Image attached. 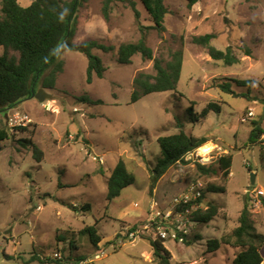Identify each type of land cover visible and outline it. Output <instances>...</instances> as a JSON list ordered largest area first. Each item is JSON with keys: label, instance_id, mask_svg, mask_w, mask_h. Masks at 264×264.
Returning <instances> with one entry per match:
<instances>
[{"label": "rangeland", "instance_id": "obj_1", "mask_svg": "<svg viewBox=\"0 0 264 264\" xmlns=\"http://www.w3.org/2000/svg\"><path fill=\"white\" fill-rule=\"evenodd\" d=\"M104 1L82 2L73 45L96 40L113 47L107 53L94 50L107 68L105 77L88 84L86 55L65 46L64 71L55 89L46 90L52 98L43 103L32 98L5 115L0 112V124L14 135L0 150V264H57L60 259L76 264L94 259L98 250L81 232L95 224L102 238L100 248L107 254L96 264H157L149 239L122 244L120 234L128 226L145 225L155 193L151 170L160 157L158 139L179 131L176 118L186 133L206 137L210 146L216 144L219 159L233 155L234 161L228 179L220 171L200 175L196 167L185 164L165 174L166 189L155 193L164 205L192 183L200 182L203 192L209 185L226 187L225 193L206 195L202 209L212 205L218 214L209 224L192 228L191 245L168 241L165 247L172 264H233L240 249L223 246L210 253L208 242L231 235L245 202L256 229L264 234V161L259 145L248 147L251 122L264 115V0H202L193 8L185 0H165L169 13L162 33L150 28L154 24L141 0H133L139 20L130 5L114 2L109 21L103 15ZM18 2L28 7L34 0ZM1 6L2 0L0 13ZM206 34L215 36L216 48H232L240 64L225 66L193 44L194 37ZM142 37L155 59L168 62L172 51L183 50L184 63L176 92L155 93L132 103L135 77L155 74L154 60L136 55L132 64L122 65L118 51L122 44L137 43ZM244 47L252 50L251 57ZM234 79L254 81L250 95L256 101L216 88L218 83H232L236 93H247L248 88L237 86ZM38 88L43 89L41 84ZM84 97L100 103L83 101ZM211 102L219 103L222 113L192 123L189 110L199 115ZM16 116L31 122L10 125L9 119ZM20 139H32L44 152L43 161L38 162L31 148L21 146ZM120 159L137 180L110 203L108 180ZM258 200L262 204L256 205ZM136 212L142 216H131Z\"/></svg>", "mask_w": 264, "mask_h": 264}, {"label": "trees", "instance_id": "obj_2", "mask_svg": "<svg viewBox=\"0 0 264 264\" xmlns=\"http://www.w3.org/2000/svg\"><path fill=\"white\" fill-rule=\"evenodd\" d=\"M84 1L86 0H73L71 2L34 0L31 5L24 7L19 4L18 0H2L0 13V48L3 49V54L0 56L1 113L5 115L7 110L32 99L40 84L45 90L55 89L58 77L64 71V61L61 60V54L65 46L73 45L77 30V14ZM185 1L189 8H193L202 0ZM114 2L127 3L133 9L136 19H140V12L133 0H105L103 15L106 20H110ZM141 2L154 24L150 28L160 33L164 32L166 30L165 17L169 13L165 0H141ZM214 38L213 34H206L194 37L192 42L205 48L214 61H220L225 66L240 64V59L232 48L220 50L213 46L212 41ZM78 47L88 59L87 83L92 84L95 77L103 79L107 68L102 58L94 54V50H102L107 53L114 48L101 44L96 40L85 41ZM244 53L248 57L252 56V50L248 47H244ZM136 55H141L145 60H154L155 74L139 73L135 77L132 103L147 95L177 91L184 63L183 50L172 51L168 62L155 59L153 49L146 44L145 37H142L137 43H125L120 46L118 62L122 65H130ZM47 72L49 73L47 74ZM232 82L239 87L248 88V92L245 94L236 93L233 90L232 83H218L216 88L222 93L246 98L249 102L256 101L250 95V87L254 81L234 79ZM82 100L94 104L100 103V101H93L89 97H84ZM211 113L221 114L222 106L219 103L211 102L199 115L194 113L193 108H191L189 119L192 123H199ZM176 120L179 131L158 139L161 152L156 165L151 170L153 190L159 180L172 167L179 162L186 163L184 161L185 155L208 142L206 137H196L193 134L186 133L184 124L179 119L176 118ZM263 125L264 115L251 122L248 147L259 145L260 157L264 161ZM19 130L26 131L25 127H20ZM12 138H14V135L9 128L0 124V150L4 143ZM18 143L23 147L31 148L38 162L43 161L44 152L32 139H20ZM233 161V155H224L216 162L217 165L215 166L205 167L197 164L196 168L200 175L213 176L220 171L228 179L232 174ZM136 180V176L130 172L127 163L120 159L108 180V201L110 203L115 202L126 188L136 183ZM225 192L226 187L209 185L206 191L202 193L198 203L203 205L208 193ZM72 208L74 209V207ZM85 208L89 210L90 206L87 205ZM217 214V207L211 205L206 210L200 209L194 212L193 216L196 225H206L213 221ZM238 223V227L234 229L231 235L224 236L220 240L209 241V252L214 253L223 246H229L240 249L233 264H263L264 234L259 233L256 229L248 202L244 204ZM81 234L89 237L98 252L102 250L100 248L102 238L99 235L98 224L88 226ZM196 239L201 240L202 238L196 236ZM149 241L157 264H172V255L165 247L166 241H152L150 239ZM191 243L188 238L186 244L191 245ZM5 257L11 259L8 255H5ZM34 260L40 259L35 258ZM55 262L63 264L62 259Z\"/></svg>", "mask_w": 264, "mask_h": 264}, {"label": "built area", "instance_id": "obj_3", "mask_svg": "<svg viewBox=\"0 0 264 264\" xmlns=\"http://www.w3.org/2000/svg\"><path fill=\"white\" fill-rule=\"evenodd\" d=\"M26 120L31 122L27 117L21 119L16 116L9 119V124L20 125ZM216 148V144L210 146L206 143L185 155L186 163L179 162L177 165L185 164L196 167L197 164H200L210 167L219 160L215 154ZM202 189L203 185L200 182L192 183L184 192L173 197L167 205H164L153 193L147 209L145 225L134 229L128 226L124 232H121L120 242L122 244L134 243L140 239L148 238L152 241L164 240L185 244L192 228L196 225L194 212L202 209V204L198 203L202 197ZM260 204H262L261 200H258L256 205ZM135 207H139V204H135ZM106 255V251L101 250L94 259L82 261L79 264H96ZM56 257H61V255Z\"/></svg>", "mask_w": 264, "mask_h": 264}, {"label": "water", "instance_id": "obj_4", "mask_svg": "<svg viewBox=\"0 0 264 264\" xmlns=\"http://www.w3.org/2000/svg\"><path fill=\"white\" fill-rule=\"evenodd\" d=\"M67 46L73 50L80 51V48L78 46H74V45H67ZM33 98L39 101L40 103H43L47 99L52 98V95L48 94L45 89H40L38 92L34 94ZM251 184L252 186L256 184V176L254 174L251 175Z\"/></svg>", "mask_w": 264, "mask_h": 264}, {"label": "crops", "instance_id": "obj_5", "mask_svg": "<svg viewBox=\"0 0 264 264\" xmlns=\"http://www.w3.org/2000/svg\"><path fill=\"white\" fill-rule=\"evenodd\" d=\"M31 100V99H30ZM209 141V140H208ZM167 175V174H166ZM166 175H164L160 180H159V182L157 183V185H156V187H155V189H154V192L155 193H157V191L160 189V190H163V189H166V185H162L163 184V180L165 179V176ZM168 187V186H167ZM131 216H134L135 218H140V216H142V214L141 213H138V212H136V213H132L131 214ZM263 264H264V262H263Z\"/></svg>", "mask_w": 264, "mask_h": 264}]
</instances>
